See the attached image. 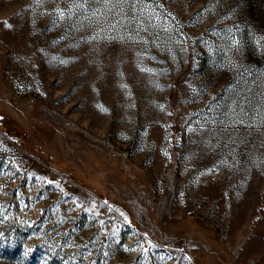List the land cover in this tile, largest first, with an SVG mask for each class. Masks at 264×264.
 <instances>
[{"label":"rangeland","instance_id":"374dc122","mask_svg":"<svg viewBox=\"0 0 264 264\" xmlns=\"http://www.w3.org/2000/svg\"><path fill=\"white\" fill-rule=\"evenodd\" d=\"M0 264H264V0H0Z\"/></svg>","mask_w":264,"mask_h":264}]
</instances>
